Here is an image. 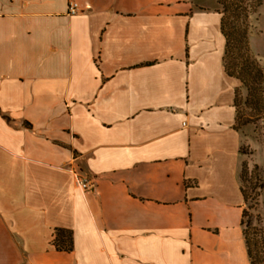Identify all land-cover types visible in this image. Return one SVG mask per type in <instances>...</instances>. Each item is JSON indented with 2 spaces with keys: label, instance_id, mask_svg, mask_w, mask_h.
I'll return each mask as SVG.
<instances>
[{
  "label": "crops",
  "instance_id": "0c3cea01",
  "mask_svg": "<svg viewBox=\"0 0 264 264\" xmlns=\"http://www.w3.org/2000/svg\"><path fill=\"white\" fill-rule=\"evenodd\" d=\"M215 2L0 0V264H251Z\"/></svg>",
  "mask_w": 264,
  "mask_h": 264
},
{
  "label": "trees",
  "instance_id": "16d2710c",
  "mask_svg": "<svg viewBox=\"0 0 264 264\" xmlns=\"http://www.w3.org/2000/svg\"><path fill=\"white\" fill-rule=\"evenodd\" d=\"M222 13L221 29L226 40L224 65L226 72L238 78L247 87L246 104L253 112H264V70L259 60L254 56L249 36L252 31L250 16L261 7L263 0H217ZM240 87L235 89L234 104L236 107V123L241 122L243 116L240 110ZM245 200L247 191L242 185ZM245 215V210H244ZM244 223V220H243ZM254 241L249 237L245 228V237L251 264H264V226H257ZM54 244L58 249L71 250L73 248L72 233L63 228L56 229Z\"/></svg>",
  "mask_w": 264,
  "mask_h": 264
},
{
  "label": "rangeland",
  "instance_id": "374dc122",
  "mask_svg": "<svg viewBox=\"0 0 264 264\" xmlns=\"http://www.w3.org/2000/svg\"><path fill=\"white\" fill-rule=\"evenodd\" d=\"M213 3H216L215 0ZM250 21L253 25L249 36L251 50L264 70V0L257 12L251 14ZM247 92V87L242 85L240 110L243 116L238 129L243 136L241 152L245 156L241 181L248 194L244 225L249 237L254 241L258 238L256 227L264 226V112H253L254 116L249 117L252 112L246 104Z\"/></svg>",
  "mask_w": 264,
  "mask_h": 264
},
{
  "label": "built area",
  "instance_id": "2783aa9c",
  "mask_svg": "<svg viewBox=\"0 0 264 264\" xmlns=\"http://www.w3.org/2000/svg\"><path fill=\"white\" fill-rule=\"evenodd\" d=\"M77 4L74 2H71L69 10L71 13L77 12ZM72 173L74 174L75 184L77 188H79L82 191H87L91 189L94 186V178L88 174L83 173L79 169H70Z\"/></svg>",
  "mask_w": 264,
  "mask_h": 264
}]
</instances>
